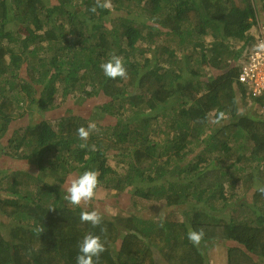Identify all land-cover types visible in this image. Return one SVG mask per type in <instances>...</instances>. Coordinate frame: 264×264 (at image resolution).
Masks as SVG:
<instances>
[{"label": "trees", "instance_id": "trees-1", "mask_svg": "<svg viewBox=\"0 0 264 264\" xmlns=\"http://www.w3.org/2000/svg\"><path fill=\"white\" fill-rule=\"evenodd\" d=\"M101 2L0 0V157L17 167L0 177V264H76L89 233L105 243L99 264H211L210 245L226 264H264V98L238 82L264 0ZM113 54L126 79L104 75ZM70 99L72 114L50 115ZM89 122L99 131L83 141ZM89 170L97 195L69 205ZM93 210L99 227L80 220Z\"/></svg>", "mask_w": 264, "mask_h": 264}, {"label": "clouds", "instance_id": "clouds-1", "mask_svg": "<svg viewBox=\"0 0 264 264\" xmlns=\"http://www.w3.org/2000/svg\"><path fill=\"white\" fill-rule=\"evenodd\" d=\"M110 5L107 2L96 0V3L90 9L91 12H96L97 8H107ZM104 75L110 79H126L127 68L125 61L118 55H111L107 62L100 65ZM218 122V121H216ZM99 131L95 122H89L87 127H80L77 129L79 139L87 141L90 134ZM82 148L90 147L95 150V145L81 144ZM99 187V174L96 171H85L78 178H72L67 187V193L62 196V199L68 202L69 205L81 206L95 198ZM63 191V188H62ZM260 191L264 193V188ZM55 210V209H53ZM51 210V211H53ZM82 223L91 224L93 227H99L102 223V215L93 211H82L80 214ZM102 233L107 231L106 228L100 229ZM204 236L203 229L190 230L188 232V239L194 245H199ZM79 254L76 257V264H99L101 255L106 251L105 243L99 235L86 234L78 245Z\"/></svg>", "mask_w": 264, "mask_h": 264}, {"label": "rangeland", "instance_id": "rangeland-1", "mask_svg": "<svg viewBox=\"0 0 264 264\" xmlns=\"http://www.w3.org/2000/svg\"><path fill=\"white\" fill-rule=\"evenodd\" d=\"M94 101H95V99L92 98V99L85 100L84 102H81V103L74 102V108H72V109H76V110H78V112L88 113L89 111H91V109L93 107H95ZM71 102H73L72 99H70V101L67 100L64 104H62V106H60L55 111L51 112L50 115L58 116V115H61L63 113V111H66V114H72V109H69V107H68L69 103H71ZM30 116H31L30 108L28 110H21L20 116H17V119H15L16 121L13 122V124L16 125L14 127L17 128V127H20V126H25L27 123L30 122V118H31ZM45 116H49V114H46ZM39 118H40L39 114H35L32 123H35ZM96 122L99 125L102 124L99 121H96ZM16 169H17V167H16ZM16 169L14 167H12V162H11V160L9 158H7L5 156L0 157V177L3 176V173H2L3 171L11 172V171L16 170ZM20 169H27V167H24V166L20 165ZM77 176L78 175H75L72 178H77ZM123 196H124V199L122 200V202H124L123 205L124 204L126 206L129 205L130 204V200H132L134 202V200H133L134 196L133 195L130 196V195L126 194V195H123ZM183 207H185V206H183ZM201 207H203V205H201ZM180 209H181V207L177 211H180ZM187 211H188V209L186 208L185 211L182 212V213L186 212L184 214V216L188 215ZM208 245H206V247H208ZM209 248L210 249L212 248V253L214 254V257H215L214 258L215 262H212L211 264H226V257H225L226 248L224 246L210 245Z\"/></svg>", "mask_w": 264, "mask_h": 264}, {"label": "built area", "instance_id": "built-area-1", "mask_svg": "<svg viewBox=\"0 0 264 264\" xmlns=\"http://www.w3.org/2000/svg\"><path fill=\"white\" fill-rule=\"evenodd\" d=\"M238 82L253 98H264V23L259 26L257 47L240 63Z\"/></svg>", "mask_w": 264, "mask_h": 264}]
</instances>
